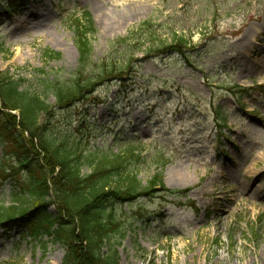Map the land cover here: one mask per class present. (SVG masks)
Returning <instances> with one entry per match:
<instances>
[{
    "label": "rangeland",
    "instance_id": "obj_1",
    "mask_svg": "<svg viewBox=\"0 0 264 264\" xmlns=\"http://www.w3.org/2000/svg\"><path fill=\"white\" fill-rule=\"evenodd\" d=\"M83 13L96 28L93 62L129 60L119 40L147 23L129 39L141 40L143 52H134L120 85L105 81L49 121L41 117L46 136L89 139V151L135 147L143 185L161 172L166 188L187 191L174 205L156 193L131 206L148 218L127 232L120 262L264 264V0H0V72L36 91L39 70L73 72L71 23ZM174 36L190 46L144 55ZM46 51L60 58L46 62ZM238 87L252 90L239 97ZM48 103L55 106L51 96ZM12 186L0 184V205L10 203ZM64 251L0 229V264H61Z\"/></svg>",
    "mask_w": 264,
    "mask_h": 264
},
{
    "label": "trees",
    "instance_id": "obj_2",
    "mask_svg": "<svg viewBox=\"0 0 264 264\" xmlns=\"http://www.w3.org/2000/svg\"><path fill=\"white\" fill-rule=\"evenodd\" d=\"M13 7L5 6L6 12ZM71 25L79 56L73 72L48 74L39 70L40 80L35 85L38 91L24 87V80L0 72V184L13 185L10 203L0 205V229L18 228L30 240L40 242L45 238L60 245L65 249L61 264H122L118 247L127 232L133 231L136 221L144 223L148 218L131 206L156 193L159 201L174 205L185 198L187 191L166 188L161 172L143 185L134 170L142 162L135 147L117 153L89 151V139L72 142L46 136L47 123L40 124L41 117L49 121L57 109L88 99L105 81L114 80L120 85L134 52H143L141 40L129 42L136 30L129 38L119 40L127 49L130 47L129 60L106 58L93 62L91 38L96 28L92 18L83 13ZM189 46L184 36H174L168 45L162 42L149 46L144 55L154 49L182 51ZM43 55L46 62L60 58L53 51ZM258 89L264 92L263 86ZM251 90L238 87L234 95L242 97ZM49 96L55 106L48 103ZM220 125H226L225 120ZM219 133L223 138L221 127ZM157 165L162 170L166 163Z\"/></svg>",
    "mask_w": 264,
    "mask_h": 264
}]
</instances>
